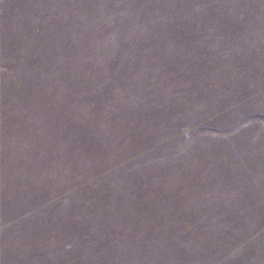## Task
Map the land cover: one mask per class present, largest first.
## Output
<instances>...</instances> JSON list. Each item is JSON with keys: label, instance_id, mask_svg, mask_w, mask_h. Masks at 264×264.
Instances as JSON below:
<instances>
[{"label": "rangeland", "instance_id": "rangeland-1", "mask_svg": "<svg viewBox=\"0 0 264 264\" xmlns=\"http://www.w3.org/2000/svg\"><path fill=\"white\" fill-rule=\"evenodd\" d=\"M0 264H264V0H0Z\"/></svg>", "mask_w": 264, "mask_h": 264}]
</instances>
